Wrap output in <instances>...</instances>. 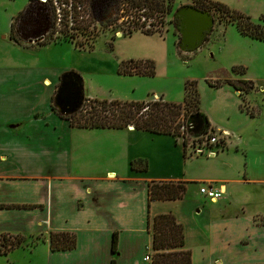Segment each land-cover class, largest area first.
<instances>
[{
  "label": "crops",
  "instance_id": "0c3cea01",
  "mask_svg": "<svg viewBox=\"0 0 264 264\" xmlns=\"http://www.w3.org/2000/svg\"><path fill=\"white\" fill-rule=\"evenodd\" d=\"M52 45L56 44L33 45L28 49ZM46 74L43 66L32 62L0 67V205L24 207L0 209V234L37 240L32 246L24 245L9 253L6 258L13 256V259L6 263L17 264L15 252L20 251L22 264H110L112 260L115 264H150L144 261L153 253L152 233L147 227L148 183L196 184L197 181L185 170L175 178L154 177L147 157L134 152L142 139L155 146L173 140L180 146L176 155H180L183 170L186 158L180 139L129 128L121 131L72 128L51 108L59 76L55 73L53 78H48ZM45 82L49 85L45 86ZM210 127L227 133L212 124ZM112 148L117 152H112ZM136 159L148 163L147 172L130 170V162ZM159 160L166 174L177 165L167 151ZM123 162L126 169L118 173L117 163ZM205 185L220 189L223 195L214 202L198 192L200 200L198 205L195 203L193 214L199 216L201 210L208 209L202 206L204 200L211 202L212 207L219 205L225 209V205L231 207L233 203L238 209L234 216L228 214L229 222L220 218L227 216L225 212L217 218L210 213L206 230L200 228L194 232L199 240L195 244L202 252L206 243L209 247L212 243L226 245L229 261L221 260L222 264H264V213L261 212L264 173L250 175L247 170L239 171L232 179H207ZM185 196L177 201L151 202L150 217L172 214L183 227L174 208ZM247 211L250 213L246 214ZM244 216H249L251 221L237 225ZM237 226H244V234L242 231L235 234ZM183 229L184 248L192 255L191 233ZM61 232L76 236L73 250H50L49 234ZM114 233L117 234L115 254L111 251ZM224 233H227L225 241ZM241 240L244 246L239 248L237 244Z\"/></svg>",
  "mask_w": 264,
  "mask_h": 264
},
{
  "label": "rangeland",
  "instance_id": "374dc122",
  "mask_svg": "<svg viewBox=\"0 0 264 264\" xmlns=\"http://www.w3.org/2000/svg\"><path fill=\"white\" fill-rule=\"evenodd\" d=\"M32 1L0 0V67L9 64L27 65L32 62L43 66L48 78H53L55 73L59 78L67 72L76 73L83 81L84 100L95 98L130 103L162 99L164 102L181 104L184 84L187 81L197 83L200 112L210 124L227 133H208L201 143L187 141L183 170L180 155H176L180 146L173 140L155 146L142 139L137 142L138 148L134 155L138 153L147 157L154 177L175 178L185 170L197 181L196 184L186 183L187 194L174 208L178 219L182 220L183 228L191 233V264H222L221 260L229 261L228 253H225L226 245L212 243L209 247L208 243H204L205 250L202 252L195 244L198 238L194 232L200 228L206 230L204 227L209 222L210 213L217 218L225 212L227 216L220 218L224 221L228 219L229 222L228 214L234 216L238 207L233 203L231 207L225 205V209L219 208V205L212 207L211 202L202 199L205 201H202V206H208V209L201 210L197 216L193 214V208L200 200L198 189L200 185H205L207 179H232L239 171L244 170L249 171L250 175L264 173V41L257 42L242 37L235 25L218 23L216 15L212 14L215 22L206 42L195 53L184 55L178 50L179 37L172 25V14L182 6H193L192 0H171L172 13L163 19V25L155 17L146 21L149 30L154 32L153 35L146 36L137 27L134 28L137 31L130 37L125 35V31L130 28L128 16L135 10L126 11L123 7L125 5H116L112 0H92L91 3L84 2L77 6L75 16L71 17L68 12L72 0H51V5L48 0L45 5L51 13V29L44 41L48 44L38 46L56 45L28 49L33 45L22 42L15 32L21 44L18 46L10 39V27L14 24L15 30L19 17ZM209 1L223 4L264 28V0ZM53 9L55 13L59 11L60 22L56 21L57 25L53 24ZM34 21L32 19L31 24ZM119 35L125 37H118ZM145 60L154 63V77L123 76L117 73L124 62ZM234 68L239 69L233 71ZM227 80L235 83L249 81L253 87L236 93L231 86L223 84ZM207 82L222 85L218 89L210 88ZM54 113L57 114V111ZM209 136L217 138L216 146L207 145L206 139L211 138ZM112 150L117 152L113 148ZM166 151L174 165L177 164L169 174H166V168H163L159 160L166 156ZM125 169L124 162L117 163L118 173H124ZM139 203L141 204V199ZM219 209L222 210L217 214ZM261 210L264 213V208ZM253 211L251 208L250 212ZM250 212L247 211L246 214ZM249 221L250 217L244 216L237 225L248 224ZM243 227H235V234H241V231L244 234ZM226 236L227 233H224V241ZM253 238L256 240L255 236ZM35 243L36 239L26 240L24 245L32 246ZM242 246L243 240L237 244L239 248ZM15 255L17 257L14 261L22 264L24 260L21 259V252L16 251ZM216 257L219 260L213 261ZM12 259L13 256H0V264H7L6 261ZM149 260L151 264V255Z\"/></svg>",
  "mask_w": 264,
  "mask_h": 264
},
{
  "label": "trees",
  "instance_id": "16d2710c",
  "mask_svg": "<svg viewBox=\"0 0 264 264\" xmlns=\"http://www.w3.org/2000/svg\"><path fill=\"white\" fill-rule=\"evenodd\" d=\"M48 1V0H47ZM92 0H72L69 14L75 16L77 6ZM116 5H125V10H135L128 21L130 28L125 31L126 36H131L139 27L146 36L154 34L152 30H143L146 21L155 17L158 23L163 25V19L172 13L171 0H112ZM193 7L204 12L216 15L218 23L235 25L237 32L242 37L262 42L264 41V28L253 23L249 17L229 9L227 6L211 2L209 0H192ZM52 4L51 0L48 1ZM74 6V7H73ZM80 8V7H78ZM67 13V14H68ZM69 16V18H70ZM53 24L56 15L53 9ZM65 18H68L66 16ZM73 19V18H72ZM144 19V23L139 22ZM214 19V17H213ZM76 21V18L74 17ZM215 21V19H214ZM10 39L20 45L19 39L14 34V24L10 27ZM125 37V36H123ZM47 38V36H46ZM45 38V39H46ZM44 39V41H45ZM37 45H46L47 42ZM234 68L233 71H236ZM242 70V69H241ZM243 71V70H242ZM119 75L142 77H154L155 65L152 61H129L124 62L117 70ZM210 88H220L222 83L207 82ZM223 84L231 86L235 91L243 92L253 87L249 81L238 83L226 81ZM53 102V98H52ZM200 101L195 81H187L184 84V97L181 104L164 102L162 99L149 102H120L90 99L84 100L81 109L69 117H61L68 121L72 128L97 129V130H126L133 127L135 131L149 133L151 135L169 136L176 140L181 138L183 158H186V149L189 140L203 142V137L215 131L205 115L200 112ZM52 110H56L52 107ZM211 137V136H209ZM217 148V147H216ZM130 170L136 173H145L148 163L142 159L132 160ZM186 193L185 182H150L147 185V227L152 233L151 264H191V253L184 248V232L181 224L176 222L172 214L149 215L150 203L153 201H177ZM24 208L20 206H3L0 209ZM49 247L53 252L70 251L75 248L76 236L71 233H50L48 236ZM26 239L19 235L0 234V256H7L12 251L22 247ZM117 234L112 236V253H116ZM110 264H115L112 260Z\"/></svg>",
  "mask_w": 264,
  "mask_h": 264
},
{
  "label": "water",
  "instance_id": "95a60500",
  "mask_svg": "<svg viewBox=\"0 0 264 264\" xmlns=\"http://www.w3.org/2000/svg\"><path fill=\"white\" fill-rule=\"evenodd\" d=\"M32 19L35 21L31 24ZM214 22L211 14L190 5L182 6L176 10L172 14V25L179 37V52L189 55L200 50L210 36ZM50 29V10L40 0H33L19 17L15 33L22 42L28 45H37L46 38ZM83 103L82 79L73 72L62 74L53 97V107L57 114L61 117L72 116L81 109ZM129 129H133V127H129Z\"/></svg>",
  "mask_w": 264,
  "mask_h": 264
},
{
  "label": "built area",
  "instance_id": "2783aa9c",
  "mask_svg": "<svg viewBox=\"0 0 264 264\" xmlns=\"http://www.w3.org/2000/svg\"><path fill=\"white\" fill-rule=\"evenodd\" d=\"M40 1L43 2V3L47 2V0H40ZM55 15H56L55 25H57L56 21L60 22L59 11H57L55 13ZM139 23L143 24L144 23V19H142ZM144 28H145V30H149L150 27H149V25L147 26L146 23H145V27ZM206 142H207V145L210 144L211 146H216V144L218 143V140L215 137H211V138H207ZM198 192H199L200 196H202L204 199H207L209 201H216V200L220 199L221 196L223 195V192H221L220 189H216V188H214L211 185H202V186H200ZM144 261L145 262L150 261L149 257L146 256L144 258Z\"/></svg>",
  "mask_w": 264,
  "mask_h": 264
},
{
  "label": "bare ground",
  "instance_id": "6f19581e",
  "mask_svg": "<svg viewBox=\"0 0 264 264\" xmlns=\"http://www.w3.org/2000/svg\"><path fill=\"white\" fill-rule=\"evenodd\" d=\"M45 84V86H48L49 85V83L48 82H45L44 83ZM226 134V133H225ZM213 155V154H212ZM113 177H111V179H112Z\"/></svg>",
  "mask_w": 264,
  "mask_h": 264
},
{
  "label": "flooded vegetation",
  "instance_id": "af4514ba",
  "mask_svg": "<svg viewBox=\"0 0 264 264\" xmlns=\"http://www.w3.org/2000/svg\"><path fill=\"white\" fill-rule=\"evenodd\" d=\"M14 32H15V30H14ZM43 41H44V40H43ZM43 41H42V42H43Z\"/></svg>",
  "mask_w": 264,
  "mask_h": 264
}]
</instances>
